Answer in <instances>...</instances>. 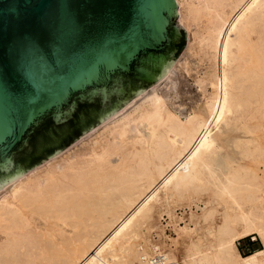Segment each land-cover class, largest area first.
<instances>
[{
	"label": "bare ground",
	"instance_id": "1",
	"mask_svg": "<svg viewBox=\"0 0 264 264\" xmlns=\"http://www.w3.org/2000/svg\"><path fill=\"white\" fill-rule=\"evenodd\" d=\"M177 5L202 101L182 114L140 92L101 121L141 123L140 137L54 153L0 186V264H132L153 248L179 264H264V0ZM185 208L173 237L148 240L158 213ZM246 236L262 247L240 254Z\"/></svg>",
	"mask_w": 264,
	"mask_h": 264
},
{
	"label": "water",
	"instance_id": "2",
	"mask_svg": "<svg viewBox=\"0 0 264 264\" xmlns=\"http://www.w3.org/2000/svg\"><path fill=\"white\" fill-rule=\"evenodd\" d=\"M174 0H0V186L155 83L184 42Z\"/></svg>",
	"mask_w": 264,
	"mask_h": 264
},
{
	"label": "rangeland",
	"instance_id": "3",
	"mask_svg": "<svg viewBox=\"0 0 264 264\" xmlns=\"http://www.w3.org/2000/svg\"><path fill=\"white\" fill-rule=\"evenodd\" d=\"M175 2H176L175 4L177 5V0H175ZM175 11L177 12L178 15V18L176 17V19L178 20L177 24L181 27L185 36L181 49L177 54L175 60L173 61L174 63L173 65L176 66L178 65V66L173 69V73L170 75L169 80H162L160 82L158 81L159 83L156 81L155 83L148 86L141 92L142 94L148 93L150 92L151 88L156 87L159 96L165 99L166 106L170 110L185 114V112H189V110L193 106L199 104L202 101V98L200 97V94L197 91V88L195 87L193 80L195 77L194 74L195 70H198L201 66H196V58L193 57L188 50L191 43V35L186 27L185 22L180 21L178 5H177V10L175 9ZM178 62L180 63L178 64ZM186 66L190 68L188 73L185 69ZM125 104L118 109L119 111L118 110L115 111L116 112L115 115L117 114L120 116L122 110L126 108ZM107 121L108 119H106L102 123L100 122L96 126L92 127L91 129H89L88 131L84 132L82 135L77 137L75 140L70 142L68 145L63 147L61 150L57 151L58 155L56 156L55 163L65 161L66 159L72 160V159L80 158L82 155L89 154L92 150L98 149L99 147H102L104 145H108L113 141L123 140L124 142H129L132 139H136L140 137L144 132V127L141 123L131 124L127 126L125 129H120L119 127L116 126L114 131L111 132V128L114 127L113 125H111L110 128L103 127ZM119 136H121V138H119ZM227 145L228 148H230V144L227 143ZM218 154L219 156H221L223 154L222 150ZM46 160H48V157L42 160L41 162L37 163L36 165L37 166L43 165V162H45ZM36 165L34 166L36 167ZM31 168L29 169L31 170ZM28 170L24 171L25 174L30 171ZM259 170L260 172L264 170L263 165L259 166ZM3 191L4 190H2L0 193L1 197L5 194ZM198 205L201 206L200 202H198ZM191 209L193 211H198L196 210L197 207H195L194 205L191 206ZM188 214L189 211L187 208L175 209L173 211H168V210L161 211L160 213H158V215H156V219L154 224L152 225V229L148 236V240L151 243H154L157 242L158 239L160 238L173 237L174 232L170 222L175 221L174 217L179 218L178 224H180L181 227H184L185 224L188 223L187 221ZM247 238L248 240H253L251 237H247ZM253 242L255 246L260 245V247H262L258 239L254 240ZM239 243L240 246H242L243 241L239 239Z\"/></svg>",
	"mask_w": 264,
	"mask_h": 264
},
{
	"label": "built area",
	"instance_id": "4",
	"mask_svg": "<svg viewBox=\"0 0 264 264\" xmlns=\"http://www.w3.org/2000/svg\"><path fill=\"white\" fill-rule=\"evenodd\" d=\"M238 242L236 241V245ZM132 264H179L169 259L168 256L157 249H152L146 254H140Z\"/></svg>",
	"mask_w": 264,
	"mask_h": 264
},
{
	"label": "trees",
	"instance_id": "5",
	"mask_svg": "<svg viewBox=\"0 0 264 264\" xmlns=\"http://www.w3.org/2000/svg\"><path fill=\"white\" fill-rule=\"evenodd\" d=\"M241 240L243 241L242 246H240V243L238 240V244L236 245V247H237L238 252L242 255H247L260 248V245L255 246L253 242L254 240H248L247 236L244 238H241Z\"/></svg>",
	"mask_w": 264,
	"mask_h": 264
}]
</instances>
